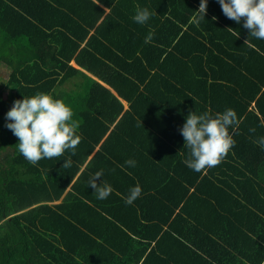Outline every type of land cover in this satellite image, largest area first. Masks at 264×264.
Wrapping results in <instances>:
<instances>
[{
	"label": "trees",
	"instance_id": "trees-1",
	"mask_svg": "<svg viewBox=\"0 0 264 264\" xmlns=\"http://www.w3.org/2000/svg\"><path fill=\"white\" fill-rule=\"evenodd\" d=\"M83 1L77 13L62 0H0L10 71L0 95V264H264L262 42L218 0L199 22L200 0ZM137 7L155 14L140 25ZM203 22L222 30L220 48ZM37 92L72 107L74 155L31 164L19 154L5 113ZM226 108L240 120L235 144L214 167L191 170L179 131L187 114ZM97 171L113 188L103 200L88 186ZM136 184L142 192L126 204Z\"/></svg>",
	"mask_w": 264,
	"mask_h": 264
},
{
	"label": "clouds",
	"instance_id": "clouds-1",
	"mask_svg": "<svg viewBox=\"0 0 264 264\" xmlns=\"http://www.w3.org/2000/svg\"><path fill=\"white\" fill-rule=\"evenodd\" d=\"M223 14L235 21L242 22L249 30V37L264 40V0H218ZM208 0H200L194 20L205 18ZM155 13L147 7H137L132 20L140 25L146 24ZM146 38V41L147 42ZM248 40V39H247ZM70 104L58 96L37 92L13 102L5 113V126L18 138L17 150L31 164L41 159L61 157L65 152L75 154L81 137L77 132L79 121L73 118ZM240 120L237 112L226 108L214 116L207 112L187 114L179 131L184 138V147L188 156L183 163L193 171L200 172L219 164L230 148L235 144L230 128L234 132ZM257 143L264 148V136ZM126 165L134 167L136 161L128 159ZM71 166V159H64V168ZM123 167V166H121ZM102 171L94 173L88 186L99 200L106 199L113 191L106 182ZM99 181V182H98ZM139 184L129 188L124 197L126 204H132L141 194Z\"/></svg>",
	"mask_w": 264,
	"mask_h": 264
},
{
	"label": "crops",
	"instance_id": "crops-1",
	"mask_svg": "<svg viewBox=\"0 0 264 264\" xmlns=\"http://www.w3.org/2000/svg\"><path fill=\"white\" fill-rule=\"evenodd\" d=\"M7 1V0H5ZM26 0H20V2H25ZM64 3L66 4H69L71 6H74L76 4V7H72L74 9V12L77 11V13H79L78 9L81 11V10H84L83 13L86 11V4L83 0H62ZM62 7L63 10H67L69 9L70 6H63V5H60ZM104 6V5H103ZM105 10L108 12L110 9L106 6H104ZM81 13V14H83ZM44 21H47V22H55L57 20H60L59 18H57L56 14L55 15H52V14H47L46 16H44ZM203 29L202 31L204 32V34L206 35V38H208L209 36L207 35L210 34V37L213 38L212 42H213V45L214 46H217L218 48H220L221 46V40H224L223 37H222V30L219 29L218 25H216L215 23H211V22H203L202 23V26ZM242 29H244V33H246V35L249 37V30L244 28L243 25H242ZM194 34V32H193ZM195 35V34H194ZM251 37V36H250ZM254 39V37H251ZM256 39V38H255ZM257 41H260L262 42V44L264 45V40H258ZM196 43V42H195ZM185 47L183 48V52L184 53H188L189 50L193 47V44L191 43H186V44H183ZM197 45V44H196ZM212 45V47H214ZM215 53H217L218 51H214ZM193 54H197V48L194 46V51H193ZM3 62L0 60V67L2 68L3 70V74L2 76H4L5 79H8L9 77V74H10V71L7 70V68L5 67V64L2 65ZM72 65L76 66V67H79L76 65V63L74 61L71 62ZM85 71V70H84ZM86 72V71H85ZM90 76H93L95 77L94 75H92L91 73H88ZM96 78V77H95ZM185 79V78H183ZM178 87L183 91L185 92L186 91V88L183 87V86H180L178 85ZM114 91V90H113ZM115 92V91H114ZM116 93V92H115ZM125 102V108L128 107V104Z\"/></svg>",
	"mask_w": 264,
	"mask_h": 264
},
{
	"label": "rangeland",
	"instance_id": "rangeland-1",
	"mask_svg": "<svg viewBox=\"0 0 264 264\" xmlns=\"http://www.w3.org/2000/svg\"><path fill=\"white\" fill-rule=\"evenodd\" d=\"M2 67V66H1ZM0 67V95L1 94H8V92H9V90L7 89V91L6 92H4V89H3V86H4V83H5V81L4 80H6L5 78H4V76H2V74H3V70H2V68ZM12 106V105H11ZM11 106L10 107H8V109L9 108H11ZM4 119V118H3Z\"/></svg>",
	"mask_w": 264,
	"mask_h": 264
},
{
	"label": "bare ground",
	"instance_id": "bare-ground-1",
	"mask_svg": "<svg viewBox=\"0 0 264 264\" xmlns=\"http://www.w3.org/2000/svg\"><path fill=\"white\" fill-rule=\"evenodd\" d=\"M81 211V210H80ZM70 224V223H69ZM152 231V230H151Z\"/></svg>",
	"mask_w": 264,
	"mask_h": 264
}]
</instances>
